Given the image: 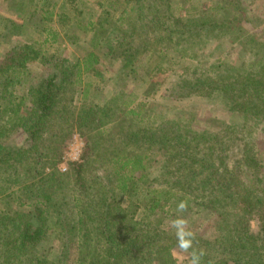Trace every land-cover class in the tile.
Masks as SVG:
<instances>
[{
	"label": "trees",
	"instance_id": "16d2710c",
	"mask_svg": "<svg viewBox=\"0 0 264 264\" xmlns=\"http://www.w3.org/2000/svg\"><path fill=\"white\" fill-rule=\"evenodd\" d=\"M232 1L237 13H227L225 6L219 9L222 18L185 19L168 0H107L106 9L95 0L72 15L75 29L91 34L88 52L76 62L48 55L47 39L4 53L0 264H178L171 238L156 219L183 201L230 224L225 235L193 242L189 255L198 264H264V170L250 138L253 128L264 127V31L256 33ZM37 7L33 4L29 18L45 15ZM249 30L256 35L242 39ZM229 34L239 40L238 52L255 46L250 53L258 66L243 64L240 53L235 63L214 60L207 69L181 75L165 94L172 103L207 100L212 111L205 114L206 129L191 131L168 120L126 127L119 135L114 129L120 123L108 119L112 103L86 102L89 89L78 88L83 77L96 73L100 56L119 61L120 71L132 77L145 59L176 50L180 40ZM35 65L40 73L32 83ZM126 113L139 116L132 108ZM11 131L18 143H2ZM74 131L87 133L93 157L86 154L61 172L63 145ZM156 153L169 164L159 180L150 178ZM252 219L260 224L258 234L250 228ZM51 240L59 250L56 258L44 252Z\"/></svg>",
	"mask_w": 264,
	"mask_h": 264
},
{
	"label": "rangeland",
	"instance_id": "374dc122",
	"mask_svg": "<svg viewBox=\"0 0 264 264\" xmlns=\"http://www.w3.org/2000/svg\"><path fill=\"white\" fill-rule=\"evenodd\" d=\"M47 1H50L48 6L46 5ZM106 1L100 0L103 9L107 8ZM31 3L38 6L37 10L42 9L45 15L41 14V16H47L49 19L44 20L38 15L34 19L29 18V11L33 9ZM168 3L173 9L180 8L178 14L184 16L185 19H194L203 15L222 18L223 15L220 14L219 9L225 6L227 13H237L229 0H186V2L185 0H168ZM232 3L237 6L240 13L244 12L245 18L256 33L264 31V0H233ZM89 5L94 6L95 0H31L30 3L29 0H0V58L13 46L41 43L47 39L49 44L45 46L44 50L48 55L56 52L71 62H76L88 52V40H90L91 34L84 33L83 28L75 29L76 19L72 15H75L78 10L88 9ZM187 6H190L191 9H184ZM64 12V15L70 17L66 21L61 20V15ZM225 16L227 17V14ZM7 20L9 21L7 22ZM67 24L71 26L68 28L70 31H67ZM5 25L7 28H4ZM249 31L243 35L242 39L256 35L252 30ZM53 34L56 35L55 41L52 40ZM225 37L227 38H222L223 40L202 37L194 43L180 40V47L176 50L168 51L164 56L158 55L151 59H145L138 67L136 76H132L133 78L120 71L119 61L100 56L96 73L92 72L93 74L90 73L83 77L82 84L78 88L80 91L85 88L89 89L86 102L88 100L99 105L112 103L110 105L112 111L108 119L120 123L114 129L119 135L125 132H122L121 129L125 130L126 127L137 129L136 124L142 127L147 122L146 126H153L168 120L176 121L180 126L188 127L191 131L206 129L205 114L212 111L210 110L211 104L207 100L172 103L167 101L165 94L173 90L181 75H191L194 68L207 69V64L214 60H220L223 63L234 61L235 63V59L240 53L239 58H243V64L249 65L248 67L259 65L258 58L250 53L257 51L255 46L252 48L245 46L244 50L238 52L239 40H234L230 34ZM69 40L73 43H69ZM31 71L33 74L32 83L38 81L39 67L31 66ZM20 95L21 93L18 92L17 96ZM81 100V96L76 99L77 106ZM130 108L139 113L138 118L128 117L126 112ZM131 119L133 125H129L127 122ZM252 131L250 138L256 145V152L264 170V127L259 126L258 129L253 128ZM112 132L115 133L113 130ZM86 134V132L81 134L74 131L70 139L63 145L62 161L57 166L61 172L67 171V165L81 162L86 154L90 155L86 146L88 142ZM18 141V134L15 131H11L1 139L2 143L9 145L14 142L18 143ZM235 153L236 149L233 155ZM90 156L93 157L92 153ZM153 159L158 162L154 174L150 175V178L159 180V176L164 175L163 171L168 170L169 164L168 161L161 158L159 153H156ZM161 159L164 161H160ZM139 198V194L133 196L135 201H138ZM183 202L187 204L186 211H178V205H176L172 213H165L156 221L163 222V227L171 238L174 245L172 255L176 262L192 264L193 259L189 255V250L184 251L179 246L180 238L184 237L183 233H179L178 236L179 229L173 225V221L182 219L186 222L183 232L192 234L191 237H188L190 248L193 247V242L200 244L203 240H213L220 235H225L230 229V224L225 218L208 215L202 207H196L197 204L194 202ZM249 224L252 232L258 234L260 229L258 220L252 219ZM53 242L51 240L47 243L44 252L56 258L59 250L55 248L56 245Z\"/></svg>",
	"mask_w": 264,
	"mask_h": 264
},
{
	"label": "clouds",
	"instance_id": "9594fccd",
	"mask_svg": "<svg viewBox=\"0 0 264 264\" xmlns=\"http://www.w3.org/2000/svg\"><path fill=\"white\" fill-rule=\"evenodd\" d=\"M187 210V204L186 202H180L178 204V211H186ZM185 221L182 220V219H177L175 221H173V225L174 226H177L178 229H179V232H178V236H179V233H183V237L184 238H180L179 240V246L184 250V251H188L189 247H190V240L188 239V237H191V233H186V232H183V228H184V225H185ZM194 255V259H193V262L192 264H198V257H195V254Z\"/></svg>",
	"mask_w": 264,
	"mask_h": 264
}]
</instances>
